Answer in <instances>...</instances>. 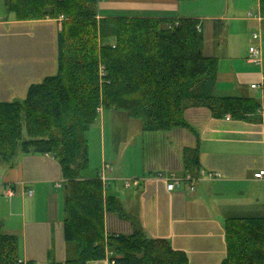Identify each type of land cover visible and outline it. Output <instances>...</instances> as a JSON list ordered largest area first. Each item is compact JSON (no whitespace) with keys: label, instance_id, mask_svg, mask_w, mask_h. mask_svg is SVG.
Listing matches in <instances>:
<instances>
[{"label":"crops","instance_id":"crops-1","mask_svg":"<svg viewBox=\"0 0 264 264\" xmlns=\"http://www.w3.org/2000/svg\"><path fill=\"white\" fill-rule=\"evenodd\" d=\"M96 4L98 17L197 18L204 35L203 52L212 56H216L212 35L223 20L247 19L264 26L261 0L257 1L261 19L246 14L236 0H98ZM6 7L0 0V101L5 102L25 98L32 83L57 73L62 24L61 17L20 19ZM261 37L252 35L250 43L263 44V52ZM248 51L216 56L214 95L258 98L255 91L260 90L258 99H264V82L260 89L251 87L262 81L264 55L262 63L255 64L247 60ZM119 111L102 107L96 121L100 126L92 133L101 166H110L104 193L114 198L115 208L105 212L107 232L129 234L140 226L147 236L166 238L184 251L189 264H220L227 256L226 219L264 216V177L254 175L264 169V113L258 109L235 119L227 117L230 113L217 116L205 104H192L184 111L186 123L169 130H145L129 121L126 131L110 127L112 155L107 156V117L114 121ZM190 155L198 158L194 171L186 167ZM123 158L124 163L114 165ZM200 169L219 175L199 174L194 190L188 180L169 190L167 180L156 175L184 177L187 172L198 175ZM126 178H138L139 183L125 185ZM63 180L61 164L51 153L20 150L13 161H0V231L18 237L19 258L25 262L65 264L73 256L74 245L65 238ZM28 188L33 194L27 193ZM110 255L87 264H116Z\"/></svg>","mask_w":264,"mask_h":264},{"label":"trees","instance_id":"trees-1","mask_svg":"<svg viewBox=\"0 0 264 264\" xmlns=\"http://www.w3.org/2000/svg\"><path fill=\"white\" fill-rule=\"evenodd\" d=\"M96 3L5 0L20 19L61 17L62 24L57 73L32 83L23 99L0 101V161H13L20 150L59 160L65 238L77 253L65 264H87L108 251L116 264H189L184 251L166 238L147 236L140 226L129 234L107 232L105 212L115 201L105 196L98 175H82L90 161L86 132L99 107L126 111L145 130H169L186 123L184 111L192 104L236 119L264 111V101L214 95L218 58L203 52L197 18L98 17ZM261 9L264 14V0ZM197 161L188 157L187 169L196 170ZM225 228L227 256L220 264H264V216L229 217ZM18 247L16 235L0 231V264H24Z\"/></svg>","mask_w":264,"mask_h":264},{"label":"rangeland","instance_id":"rangeland-1","mask_svg":"<svg viewBox=\"0 0 264 264\" xmlns=\"http://www.w3.org/2000/svg\"><path fill=\"white\" fill-rule=\"evenodd\" d=\"M236 1H237V5L239 8L242 9V7H244L246 14H248V13L250 14V12H253L252 17L253 18L258 17V14H257L258 13V6H257L258 0H236ZM199 12L203 13L202 10H200ZM255 14H257V15H255ZM223 22L224 23H221V25H218L217 31H214V34L212 35V37H213L212 39H214L212 41L213 49L215 51L214 53L216 56L219 57V59H221L222 57L227 55V53H229V52H232L233 54L242 53L245 55L247 49L251 45V43H250L251 37L254 33H258V34L261 33V35H262L261 38H263V43H264V26L263 27L260 26V24L258 22L247 20V19H245V20H231V19H229V20H223ZM262 49H263V44H262ZM263 55H264V51H263ZM255 94L258 98H260L262 95L260 90H258V91L256 90ZM262 101H264V99ZM260 109L264 113L263 109L262 108H260ZM109 110H112V109H108V110L106 109V112H109ZM129 118L130 117H128V113L126 111H119V117L116 118V120H114V121L110 120V117H107V123H106V139H107V147H108L107 156L112 155V154H110V136H111L110 135L111 134L110 133V127H111V130H112V128H115V126H116L118 130L126 131V128L128 125L127 122H129V121H133L135 124V127L137 126V124H139V125L141 124L140 119L135 118V117H131L132 120H130ZM90 126L91 127L86 132L87 137H89V139H90L89 167H87L86 169H84L82 171V175H84L85 177H89V178L91 177L90 175L96 174L97 168H99V169L103 168L101 166V155H100L98 147L96 146L95 139H94L93 134H92L94 131L98 130L97 127H99L100 125H98V122H95ZM130 129H132V127H130ZM123 134L124 133H122V132L119 133V135H123ZM121 146L124 147L123 142H121ZM108 161H109V159H108ZM1 162H3V161H1ZM124 162H125V160L123 158V160L121 159V162L119 160H115L113 163H114V165H116V163H124ZM107 168L109 170L110 166ZM105 173L109 177L110 172L105 170ZM119 173H121V171H119ZM72 244L74 245L73 242H72ZM73 250H74V253L72 254L73 255L72 257H76L77 253L75 250V245H74Z\"/></svg>","mask_w":264,"mask_h":264},{"label":"built area","instance_id":"built-area-1","mask_svg":"<svg viewBox=\"0 0 264 264\" xmlns=\"http://www.w3.org/2000/svg\"><path fill=\"white\" fill-rule=\"evenodd\" d=\"M250 14H252V13H250ZM257 15V14H256ZM258 18H262L259 14H258ZM255 37H260V34H258V33H254L253 34ZM249 54H248V56H247V60L249 61V62H252V63H255V64H261L262 63V61H263V52H262V47H261V44L260 43H253V44H251L250 45V47H249ZM103 71H102V68H101V73H102ZM263 82H264V74L262 75V81H260V83L259 82H254V83H252L251 84V87L252 88H256V89H260L261 87H263ZM102 109V107H99V111ZM227 117L228 118H230L231 117V115L230 114H228L227 115ZM107 167H109L108 166V164H105V165H103V168L99 171V173H98V176L101 178V180H102V182L104 183V185L107 183V181H108V176L106 175V173H105V170H107ZM199 174H206L209 178H216L219 174L218 173H216V172H212V171H209V172H206L205 170H202V169H200V171H199V173H198V175H194L193 173H191V172H187V174L186 175H184V177H178V176H172V177H165V175L162 173V172H157V176L158 177H163V178H165L166 180H167V188L169 189V190H171V189H174L175 188V186L177 185V184H180L183 180H188L190 183H191V186H190V188L192 189V190H194L195 189V184H196V181L199 179ZM255 177H257V178H262V177H264V169H261V170H259V171H257V172H255ZM202 176V175H201ZM200 176V177H201ZM124 183H125V185H136V184H138L139 183V179L138 178H126L125 180H124ZM59 186L60 185H62V183H59L58 184ZM9 190V194H12L13 193V191H14V189L13 188H11V189H8ZM27 193L28 194H33V189L32 188H28L27 189ZM110 251H108V253H109ZM24 264H28V262L26 261L25 262V260H22V259H20ZM112 263H115V259H109ZM40 264V263H39Z\"/></svg>","mask_w":264,"mask_h":264}]
</instances>
